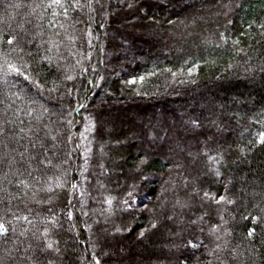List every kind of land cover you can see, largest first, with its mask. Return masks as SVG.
<instances>
[{
  "label": "trees",
  "instance_id": "obj_1",
  "mask_svg": "<svg viewBox=\"0 0 264 264\" xmlns=\"http://www.w3.org/2000/svg\"><path fill=\"white\" fill-rule=\"evenodd\" d=\"M61 2L0 0V264H264V0Z\"/></svg>",
  "mask_w": 264,
  "mask_h": 264
},
{
  "label": "snow or ice",
  "instance_id": "obj_2",
  "mask_svg": "<svg viewBox=\"0 0 264 264\" xmlns=\"http://www.w3.org/2000/svg\"><path fill=\"white\" fill-rule=\"evenodd\" d=\"M71 3H72L73 7H77L80 4V0H71ZM89 3H91V0H89ZM53 4L59 5L61 8H64V5L61 2V0H53ZM48 7L51 8L52 4H49ZM64 12H65V14L67 13L66 8L64 9ZM53 15H56V13H53ZM7 44H9V45L13 44V38H9L7 40ZM5 69L9 72H16V73L20 72L19 68H16L13 64L8 63L7 60H5L3 64H0V71H4ZM69 79H71V77H69ZM21 131H23V129H21ZM3 134H4V128H3V125H0V135H3ZM257 143L264 144V132H261L259 134V138L257 140ZM21 183H23V182H21ZM73 187H76V186L73 185ZM208 195H209L208 193H204L205 197H207ZM224 200H225V198L223 196H221L219 198V200H217L216 202L219 203V202L224 201ZM227 202L232 203V201H227ZM109 203H111V201H109ZM69 218H70V215H69ZM24 219H27V218L25 217ZM253 219H255V218H253ZM153 227H155V225H153ZM254 231H255L254 229L250 230L248 233V236L251 237L254 234ZM8 232H9V228L6 227L5 222L2 219H0V237H6ZM44 234L45 235L47 234V229H45ZM141 235H143V233H141ZM46 248L49 250H55V251L59 250L58 248L53 249V244L51 242H48L46 244ZM49 264H50V262H49ZM95 264H100L99 259H96Z\"/></svg>",
  "mask_w": 264,
  "mask_h": 264
},
{
  "label": "rangeland",
  "instance_id": "obj_3",
  "mask_svg": "<svg viewBox=\"0 0 264 264\" xmlns=\"http://www.w3.org/2000/svg\"><path fill=\"white\" fill-rule=\"evenodd\" d=\"M159 20V19H158ZM85 219V218H84Z\"/></svg>",
  "mask_w": 264,
  "mask_h": 264
}]
</instances>
